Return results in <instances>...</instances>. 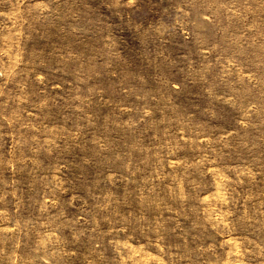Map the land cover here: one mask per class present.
Listing matches in <instances>:
<instances>
[{
  "label": "rangeland",
  "instance_id": "rangeland-1",
  "mask_svg": "<svg viewBox=\"0 0 264 264\" xmlns=\"http://www.w3.org/2000/svg\"><path fill=\"white\" fill-rule=\"evenodd\" d=\"M0 264H264V0H0Z\"/></svg>",
  "mask_w": 264,
  "mask_h": 264
}]
</instances>
